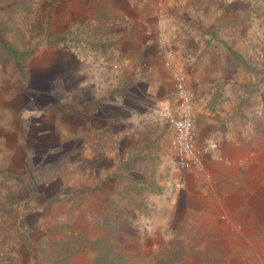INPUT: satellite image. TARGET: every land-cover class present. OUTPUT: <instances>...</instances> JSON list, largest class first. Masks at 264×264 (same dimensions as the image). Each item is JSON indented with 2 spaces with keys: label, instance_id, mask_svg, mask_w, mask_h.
Wrapping results in <instances>:
<instances>
[{
  "label": "crops",
  "instance_id": "1",
  "mask_svg": "<svg viewBox=\"0 0 264 264\" xmlns=\"http://www.w3.org/2000/svg\"><path fill=\"white\" fill-rule=\"evenodd\" d=\"M175 72L199 170L172 166L155 113ZM29 142L67 146V264H264V0H0V179L10 144L29 174ZM51 178L21 185L46 192L21 204L41 222Z\"/></svg>",
  "mask_w": 264,
  "mask_h": 264
},
{
  "label": "rangeland",
  "instance_id": "2",
  "mask_svg": "<svg viewBox=\"0 0 264 264\" xmlns=\"http://www.w3.org/2000/svg\"><path fill=\"white\" fill-rule=\"evenodd\" d=\"M69 49V48H68ZM72 47L69 50H73ZM15 70H23L24 64L11 63ZM110 72V69L108 70ZM105 74L103 79L98 80L96 87L114 86L115 79ZM125 80L119 79L118 86L124 85L127 88ZM125 89H119L120 92ZM128 93V92H127ZM110 127V126H109ZM95 133L100 135L102 132L99 127H95ZM33 144V146H32ZM8 148L7 176L1 175L0 179V264H67V246L70 242L78 243L79 239H67V146L59 149L61 146H50L49 148H35V143L29 142V154L31 157V168L28 169L29 174L21 173L20 159L14 160L16 157L15 147ZM49 144L45 145V147ZM51 152L50 159L43 158V152ZM89 149V147L87 148ZM4 165V164H3ZM5 166V165H4ZM3 169L2 167L0 168ZM2 172V171H1ZM25 172V169L23 170ZM47 172L52 174L51 180L56 179L57 187L62 185V189L55 188L54 192L47 200L55 205V214L46 217L42 222L39 221L38 213H33L35 209L28 206L40 197V194H46L45 191L37 189L36 191L25 190L23 182L26 180L33 181L39 188H43V183L46 181ZM3 173V172H2ZM6 178V180H4ZM4 180V181H3ZM7 185V186H5ZM6 187V188H5ZM24 189V190H23ZM89 193V192H88ZM74 195L89 196L85 192L79 190L73 191ZM44 198V197H43ZM23 204V205H21ZM81 203H76L74 206L79 209ZM68 248H70L68 246ZM170 256L173 260L175 256L165 255L164 261L170 262ZM161 255H155L157 262L160 261ZM114 259H119L117 262L123 261L120 256H114ZM126 262V261H125ZM124 264V263H122Z\"/></svg>",
  "mask_w": 264,
  "mask_h": 264
},
{
  "label": "built area",
  "instance_id": "3",
  "mask_svg": "<svg viewBox=\"0 0 264 264\" xmlns=\"http://www.w3.org/2000/svg\"><path fill=\"white\" fill-rule=\"evenodd\" d=\"M174 57V52L169 53V59ZM167 67L171 62L167 61ZM174 94L177 101L173 108L168 103H162L155 110L156 117L166 122L173 130L172 140L176 158L172 166L177 171H192L201 169L203 166L202 156L197 149V133L194 124L195 103L188 86V81L184 73L175 72L173 74Z\"/></svg>",
  "mask_w": 264,
  "mask_h": 264
}]
</instances>
